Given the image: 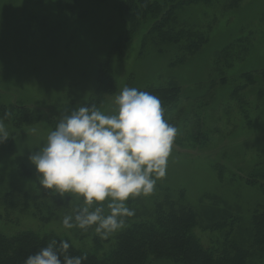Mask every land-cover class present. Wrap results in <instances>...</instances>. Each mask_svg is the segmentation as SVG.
I'll use <instances>...</instances> for the list:
<instances>
[{"label":"rangeland","instance_id":"1","mask_svg":"<svg viewBox=\"0 0 264 264\" xmlns=\"http://www.w3.org/2000/svg\"><path fill=\"white\" fill-rule=\"evenodd\" d=\"M116 1L0 0V108H41L43 113L41 123L24 127L25 131L3 122L9 138L0 144V196L22 182L19 167L23 162L31 167L30 182L38 181L29 156L44 145L63 114H70L77 106L93 104L112 114L117 107L115 97L125 86L144 91L150 85L168 88L175 83L181 91L177 92V101L162 106L165 120L178 129L166 175L157 180L150 195L130 199L127 204L135 211L134 216L147 217L159 202L169 201V196L179 199L183 192L198 215L195 233L201 243L209 247L224 245L229 227L211 230L215 212L229 210L246 222L262 199L260 191L233 176L254 168L259 160L256 149L264 144L257 143L264 136V115L258 113H264V0H242L238 8H231L227 0H215L214 7L178 10L180 23L186 20L189 28L208 38L198 53L184 60L180 59L186 55L179 58L168 48L164 52L148 49L141 56L145 27L124 55L111 53L113 40L125 25ZM152 22L144 25L149 28ZM241 32L252 34V53L249 62H235L229 68L217 54ZM107 57L112 59L111 79L117 93L105 98L102 105L93 101L89 104L97 90L98 68ZM215 68L224 70L227 80L212 87L219 75ZM246 70H251L257 80L255 85L244 86L240 80ZM6 112L1 110L0 117ZM10 137L13 140L9 142ZM197 143L201 147H196ZM217 164L224 167L222 179L215 170ZM25 190H29L27 185ZM65 199L71 200L72 207L83 202L74 196ZM35 213L14 211L8 217L0 203V233L10 236L23 231L54 232L88 249L94 237L99 236L91 228L65 229L62 215L41 220ZM125 227L107 239L99 237L111 245L109 239ZM234 231L237 237L236 227ZM240 233L237 238L249 243L251 238L244 235L242 240Z\"/></svg>","mask_w":264,"mask_h":264},{"label":"trees","instance_id":"2","mask_svg":"<svg viewBox=\"0 0 264 264\" xmlns=\"http://www.w3.org/2000/svg\"><path fill=\"white\" fill-rule=\"evenodd\" d=\"M227 1L231 8H238L239 3L242 2V0ZM214 5L215 0H118L116 1L117 11L124 17L125 25L113 40L111 53L124 55V52L131 49L139 31L145 27L146 31L141 39V56L148 49H158V52H164L165 48L175 52L179 58L186 55L180 60H184L187 56H194L208 43V38L189 28L188 26L191 25L186 20L180 23L177 12L187 7H214ZM150 21L153 22L148 28L144 24H149ZM241 33L228 47L217 54L218 58L223 59L229 68L235 62L243 64L249 62V55L252 53L251 33L249 35ZM111 60L108 57L104 61L102 60L95 78L97 90L94 92L92 100L89 99V104L92 101L99 104L104 100L106 102L105 98L115 96L117 93V88L111 79ZM223 71L215 68V74L219 75L212 87L218 82L219 84L226 82L227 78ZM262 75L264 77V70ZM239 78L243 81L244 86L249 87L257 83L251 70L243 71ZM174 84L168 88H154L150 85L144 88H148L144 92L157 96L162 106H171L177 101V92L181 93L179 86L176 88ZM2 108L0 111L13 110L10 113H4V116L0 117L1 120L6 125L12 124V128L20 131H25L24 127L30 128L43 120L41 108L37 110L26 108L16 110L12 106H3ZM258 113L261 116L264 115L260 110ZM53 115L58 114L53 112ZM11 140L13 139L10 137L9 142ZM261 142H264V136L257 139V143ZM196 147H201L200 143H197ZM256 152L259 160L254 168L249 172L242 171V174L234 175L233 178L243 179L246 186L260 191L262 199L252 209L250 219L246 222L239 216L231 215L229 210L215 212L217 217L212 218L215 223L211 230L229 227V231L226 233L222 230V233H225L224 245L209 247L201 243L195 233V229L199 225L198 215L186 201L185 194L182 192L179 199H171L169 196L166 199L169 201L159 202L151 216L138 215L140 217H137L136 215L133 216L135 219L127 218L125 229L109 239L111 245H107L106 241L103 243L104 241L99 236L94 237L93 246L88 249L85 246L79 248L68 237L54 232L23 231L10 236L0 233V264H24L29 255L46 247L54 240L57 241V246L61 240L68 241L70 244L68 254L71 256L86 255L87 259L83 260L82 264H155L156 262L165 264H263L264 144L261 148L257 147ZM215 170L222 179L224 167L217 164ZM19 172L22 182L19 185L10 186L6 193L0 196V203L5 206L8 217L14 211L26 213L29 210L35 211L41 220L44 217L53 218L57 215L64 217L65 215H74L76 209L83 204L80 202L72 207L70 199L61 198L58 194L44 190L38 181L30 182L32 170L28 164L21 163ZM26 185L29 190H25ZM41 222L43 223V221ZM235 227L237 228V237L241 231L240 234L243 236L241 239H244V235H248L251 238L249 243L243 242L244 240L241 241L235 236Z\"/></svg>","mask_w":264,"mask_h":264},{"label":"clouds","instance_id":"3","mask_svg":"<svg viewBox=\"0 0 264 264\" xmlns=\"http://www.w3.org/2000/svg\"><path fill=\"white\" fill-rule=\"evenodd\" d=\"M117 106L106 114L96 105H81L58 118L44 145L29 156L38 183L61 198L83 204L65 215V229H93L102 239L125 227L135 215L127 202L150 195L166 175L178 129L164 118L157 96L125 86ZM7 115V114H6ZM9 138L0 120V144ZM70 244L52 241L24 264H82L86 255L68 254Z\"/></svg>","mask_w":264,"mask_h":264}]
</instances>
